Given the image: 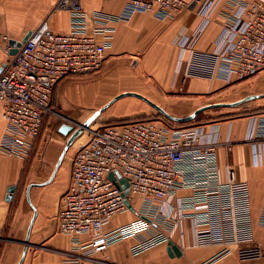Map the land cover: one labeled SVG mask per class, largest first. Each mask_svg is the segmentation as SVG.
<instances>
[{
  "label": "built area",
  "instance_id": "built-area-1",
  "mask_svg": "<svg viewBox=\"0 0 264 264\" xmlns=\"http://www.w3.org/2000/svg\"><path fill=\"white\" fill-rule=\"evenodd\" d=\"M215 1H200L197 14L203 26ZM124 2L122 16L127 18L142 13L168 20L189 8L183 0ZM228 5L219 45L211 52L190 53L183 82L192 77L243 81L264 71V0H230ZM56 7L68 11L69 30L56 33L42 26L33 31L13 56L8 55L0 72V102L9 137L3 153L24 162L30 160L45 121L54 113V88L65 79L103 69L115 32L112 25L120 20L101 13L87 15L74 0H60ZM0 41L9 43L2 35ZM87 132V140L71 159L69 187L56 216L58 232L71 239V246L61 251L43 248L57 254L59 264H112L102 256L104 251L128 239L136 241L130 255L139 256L166 244L184 220L192 223L197 245L220 248L218 256L234 246L239 262L264 258V245L256 243L252 233L247 184L236 179L232 168L221 177L218 145L202 141L195 128L146 119L88 126ZM181 191L189 195L178 196ZM125 199L131 207L141 200V209H133L137 217L109 228L115 217L130 211Z\"/></svg>",
  "mask_w": 264,
  "mask_h": 264
},
{
  "label": "crops",
  "instance_id": "crops-1",
  "mask_svg": "<svg viewBox=\"0 0 264 264\" xmlns=\"http://www.w3.org/2000/svg\"><path fill=\"white\" fill-rule=\"evenodd\" d=\"M59 1L0 0V35L6 36L9 41L18 42L42 26L56 33H66L69 30V13L56 7ZM74 1L87 15L101 13L120 17L112 25L115 32L108 49L107 64L125 60L132 63L140 74L145 73L150 81V85L144 86L145 92L139 89L129 93H142L140 95L173 117L190 115L198 109L204 96L224 95L233 89L238 90L240 86L262 75L260 72L243 81L234 78L229 82L221 79L209 81L192 77L183 82L190 53L211 52L219 45L225 14L230 10V0L215 1L216 5L205 26L197 14L202 0H183L189 4L188 10L168 20H159L142 13L124 17V0ZM6 46L0 41V68L8 58ZM256 100L261 103L252 113L211 120L191 127L195 128L202 141L218 145L215 154L221 177L225 176L226 169L232 168L236 179L247 184L254 241L264 245V98ZM47 124L49 126L45 125L41 130L29 161L8 157L3 153L9 137L0 102V264H17L22 255L33 217L26 199V189L30 185L28 199L36 216L21 264H59L60 257L43 248L61 251L71 246V239L58 232L56 216L60 210V199L69 187L70 164L74 153L69 161V169H66V152L53 179L47 183L66 144V127L51 122ZM11 187H15L13 198L6 201L7 191ZM188 195L187 191L178 193V196ZM171 203L174 205L175 200ZM132 209H141L140 199L135 200ZM136 217L133 211H129L115 217L109 228L113 229ZM135 242V239H128L113 244L102 256L108 257L112 264H264V258L237 261L234 246L228 247L230 252L222 256H218V247L198 246L192 223L187 220L171 231L166 244L132 257L129 248ZM169 243L176 253L170 250Z\"/></svg>",
  "mask_w": 264,
  "mask_h": 264
},
{
  "label": "rangeland",
  "instance_id": "rangeland-1",
  "mask_svg": "<svg viewBox=\"0 0 264 264\" xmlns=\"http://www.w3.org/2000/svg\"><path fill=\"white\" fill-rule=\"evenodd\" d=\"M110 64H114V66L110 67ZM110 64L106 62L103 69L94 75L68 78L65 79V83H62L65 80L61 81L55 87L52 94L53 97L51 96L54 113L48 117L43 127L45 125L49 126L47 124L48 122L66 127L67 142L72 133L78 129L79 125H82L97 110L101 109L113 98L123 93H129L131 90L133 92L134 90L138 91L140 89L139 91L144 93V86L150 85L149 79L145 76L146 74L143 72L140 74L132 63L119 60L118 62ZM261 74L254 81L240 86L238 90L233 89L224 95L215 94L207 97L204 96L201 102H199V107L216 103H230L238 101L248 95L264 94V71ZM55 97H57V100ZM257 101L247 102L234 108L204 110L192 121L176 123L164 118L158 111L135 97H122L110 105L89 126L102 127L116 121L127 119H159L175 127H191L195 124H202L211 120H220L226 117H236L252 113L256 111L255 108L258 103H261ZM87 129L83 130L71 143L66 153V169H69V161L72 154L79 145H82L87 140Z\"/></svg>",
  "mask_w": 264,
  "mask_h": 264
},
{
  "label": "water",
  "instance_id": "water-1",
  "mask_svg": "<svg viewBox=\"0 0 264 264\" xmlns=\"http://www.w3.org/2000/svg\"><path fill=\"white\" fill-rule=\"evenodd\" d=\"M194 3H192L190 5V7L193 6ZM30 34L26 35L21 41H18V42H15V41H9L8 45H9V52H8V55L9 56H13L16 51H17V48L20 47V45L26 41V39L28 38ZM4 66V65H3ZM3 66L0 68V72L3 68ZM122 97H135L141 101H143L144 103H146L147 105H149L150 107H152L153 109H155L156 111H158V113H160L162 116H164V118L166 119H169L170 121H173V122H176V123H184V122H189V121H192L200 112L204 111V110H209V109H214V108H233V107H237L243 103H246V102H249V101H253V100H256V99H259V98H264V94H261V95H249V96H246L238 101H235V102H232V103H216V104H209V105H206V106H203L201 108H198L196 109L195 111H193L190 115L186 116V117H182V118H178V117H173L171 115H169L166 111H164L162 108H160L159 106H157L156 104H154L153 102H151L150 100H148L147 98H145L144 96L140 95V94H137V93H123L115 98H113L111 101H109L106 105H104L101 109L97 110L89 119H87L82 125H79L78 129H76L72 135L70 136V138L67 140L58 160H57V163L55 165V168H54V171L49 179V181L47 183H49L55 173H56V170L58 169V167L60 166L61 162H62V159L65 155V153L68 151L71 143L74 141V139L76 137H78L80 135V133L87 129L88 126L98 117L100 116L110 105H112L116 100L122 98ZM108 179L110 181H114V177L112 174H109L108 175ZM46 183V184H47ZM120 184H122V188L123 189H126L127 188V183L124 181V180H121L120 181ZM32 187V185L28 186L27 189H26V199H27V202L29 203L32 211H33V217L31 219V222L29 224V227H28V231H27V237L25 239V242H24V248H23V251H22V255L20 257V260L17 264H21L24 257H25V254H26V250H27V247H28V236H29V233H30V230H31V227H32V223L34 221V218L36 216V211L35 209L32 207V205L30 204V201L28 199V192L30 190V188ZM14 191H15V187H11L8 189L7 191V196H6V201H11L12 198H13V194H14ZM126 192H124L123 196H125ZM125 205L127 206V208L130 210V211H133L132 207L130 206V204L127 202V200L125 199ZM142 218L143 220L147 221V219L145 217H140ZM169 248L170 250H172L174 253H176V250L175 248L173 247L172 244L169 243ZM169 254H170V251L168 250Z\"/></svg>",
  "mask_w": 264,
  "mask_h": 264
},
{
  "label": "trees",
  "instance_id": "trees-1",
  "mask_svg": "<svg viewBox=\"0 0 264 264\" xmlns=\"http://www.w3.org/2000/svg\"><path fill=\"white\" fill-rule=\"evenodd\" d=\"M142 120H146V119H140V120L127 119V120L116 121L108 125H115V124H121V123L123 124V123L136 122V121H142Z\"/></svg>",
  "mask_w": 264,
  "mask_h": 264
}]
</instances>
